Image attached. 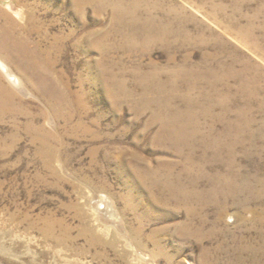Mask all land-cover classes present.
Wrapping results in <instances>:
<instances>
[{
    "label": "rangeland",
    "instance_id": "rangeland-1",
    "mask_svg": "<svg viewBox=\"0 0 264 264\" xmlns=\"http://www.w3.org/2000/svg\"><path fill=\"white\" fill-rule=\"evenodd\" d=\"M145 1L185 15L189 38L159 41L154 27L127 43L108 9L0 0V61L20 80L0 74L14 93L0 108V264H264V53L232 26L264 47V0ZM220 2L231 22L214 18ZM22 37L49 62L44 94L26 82ZM173 68L191 72L160 86ZM169 97L201 127L190 148L156 140Z\"/></svg>",
    "mask_w": 264,
    "mask_h": 264
},
{
    "label": "bare ground",
    "instance_id": "bare-ground-1",
    "mask_svg": "<svg viewBox=\"0 0 264 264\" xmlns=\"http://www.w3.org/2000/svg\"><path fill=\"white\" fill-rule=\"evenodd\" d=\"M109 0H70V4L72 5L73 11L74 13H77L78 11L81 12L83 10L84 7L88 6V5H95V10H103V9H108L110 10V14H111V24L114 26L115 24H119L123 23L121 26L123 28V30H121L120 34L121 36L124 37V40L129 43L133 38H138L139 36H143L144 38H147V36H149V33L153 30V28L155 27L154 30V35L153 37L156 38L159 41H163L167 35L175 37V38H179L181 37V39L184 41L187 40V38H189L187 36V34L185 33L186 31V21L185 19V15L184 18H179L178 13L176 12L175 9H171V11L169 10V12L164 13L163 16L157 15L159 11L155 10V8L157 9V5H150L148 3H146L145 0H121L123 2H125L127 5L124 6L123 8H119L118 6L122 5L120 3H110L108 2ZM111 1V0H110ZM141 1V3H143L146 6V14L144 17H142L143 19H141L139 16V14H142V11L140 12V8L141 6L139 5V2ZM215 5V4H214ZM233 7L238 8V2L233 1ZM216 7L214 8L215 11H217V16H215V14L212 13L213 16H215L214 18L216 20H219L220 22H231V17H227L226 15V9L227 6L224 5L223 3H218L217 5H215ZM116 8V9H115ZM183 9V8H182ZM213 7H212V11H214ZM115 10V11H114ZM264 10V4L262 6V11ZM173 11V12H172ZM236 10H234L235 12ZM19 11L17 10L16 13H18ZM166 12V11H165ZM144 14V13H143ZM180 14V13H179ZM216 17H220V19L216 18ZM247 20V17H244ZM241 19V18H240ZM248 22H251L250 20H248ZM251 24V23H250ZM135 25V26H134ZM172 25V29H169V26ZM228 25V24H227ZM232 25V24H231ZM253 25V24H252ZM119 26V25H118ZM237 29H235L233 31L235 38L237 40H239L240 42L243 43H250L252 45V47L257 51V52H263L264 53V47H259L256 43V41L254 40V37L251 33L245 32L242 29L239 28V25L236 22H234V25ZM231 27V26H230ZM2 28V27H1ZM135 28V30H134ZM5 30L7 32H9V29ZM124 30L130 31L129 32H125ZM231 30V29H228ZM12 31V30H11ZM111 31L114 32L113 28L111 29ZM90 33V31H89ZM110 33V32H109ZM198 33V32H197ZM191 35V34H190ZM91 37V36H90ZM102 37V36H101ZM201 37V36H200ZM264 37V36H263ZM96 38V37H95ZM131 38V39H130ZM202 38V37H201ZM220 38V37H218ZM27 39V38H26ZM141 39V38H140ZM180 39V40H181ZM177 41V40H176ZM158 42V41H157ZM178 42V41H177ZM53 48L56 50H60L61 48V39L60 37H55L54 36V42H53ZM88 44L86 45L87 48L86 50L92 49V44H96V40H91L87 42ZM153 43V42H152ZM166 43V42H165ZM26 44V40L24 37L19 38L17 45L21 46L23 52V55L20 59V64H22L24 70L30 74V77L26 79V82L28 83L29 86L34 87L35 89H37L38 91H40L41 89V94H44V88L45 86H48L49 89L52 90L53 84L49 83L48 81V76H46L45 74H48L49 71V62L47 63L46 60L44 61V50H40L39 46L38 49L34 50V49H26L23 45ZM147 45V44H146ZM154 45V44H153ZM164 45V44H161ZM15 46V45H14ZM209 54V53H208ZM206 58V57H205ZM187 59V58H186ZM203 60V59H202ZM207 60V59H206ZM222 63V62H220ZM224 64V63H223ZM187 65V64H185ZM205 65V64H204ZM216 65V64H215ZM214 66V65H213ZM0 74H2V71H4L6 74H8L9 77H13L12 74L8 73V70L5 66V64H3L0 61ZM200 68V66H199ZM222 68V67H221ZM227 68V67H226ZM182 69V68H181ZM209 69V68H208ZM230 69V68H229ZM194 70V69H193ZM171 71V72H170ZM168 71V75H170V77H168L167 82H165L164 84L160 83V86H164L167 83H174L175 81L178 80L180 73L182 72H191L189 70H185L184 68L182 69V71L179 68H173V70ZM222 71V70H220ZM227 71V70H226ZM255 71V70H254ZM208 72H211L210 70ZM187 73V72H186ZM199 73V71H198ZM89 74V73H88ZM155 73H150V74H144L143 76H139V82H143L149 79V77H153ZM195 74V73H194ZM212 74V73H211ZM206 75V74H205ZM210 75V74H209ZM156 76V75H155ZM211 76V75H210ZM225 77V76H224ZM246 77V76H245ZM111 78V77H110ZM236 78V77H234ZM192 79V78H191ZM250 78H245L243 81L247 82ZM255 78H253L254 80ZM11 81V79H9ZM37 81H40L43 86L40 88L37 86V84L35 83ZM51 80V79H50ZM115 79H113L114 81ZM206 80V79H205ZM256 80V79H255ZM15 81V82H14ZM19 79L16 77H13L12 79V84L14 83H19ZM110 81V79H109ZM191 81V80H190ZM108 82V81H107ZM149 82V81H148ZM214 82V81H213ZM219 82V80H218ZM227 83V80L225 81ZM252 83V82H251ZM108 84V83H107ZM148 84V83H147ZM189 87L188 89L191 90L193 88H195V83H188ZM210 84L212 85V81L210 82ZM216 84V83H215ZM249 84V83H248ZM19 85V84H18ZM116 85H118L119 87V91L122 90V86L121 84H119V82H116ZM210 85V86H211ZM245 85V84H244ZM2 86V84L0 85ZM67 86V85H66ZM115 86V85H114ZM150 86V85H149ZM159 86V85H158ZM247 88V87H246ZM108 93L111 92V90L107 87L106 88ZM229 89V88H228ZM227 89V90H228ZM244 89V87H243ZM68 90V89H67ZM177 90V89H176ZM230 90V89H229ZM64 91V90H63ZM161 91V90H160ZM48 92V91H47ZM259 92V91H258ZM50 94L53 93V97H55L57 105L60 106L61 104H64V99H65V95L63 92L61 91H56L55 93L53 91L49 92ZM169 93V92H168ZM226 93V92H225ZM66 94V93H65ZM14 95V93L8 89H6L4 86L2 88H0V108L4 107L2 106L3 103L7 104L8 101L10 100V98ZM69 96V94H68ZM174 96V95H173ZM248 97V96H247ZM245 98V97H244ZM172 97L167 98V100L164 101H160L157 102V107L162 108V112H166L165 114H159V113H154L153 114V118L156 120V122H158L160 125L159 131H158V135L156 140L158 141V143H167V142H176L178 144L177 149H181L184 146L189 147L191 146L193 140H194V134H196V132H198V130H200V126L198 124L197 121H195L194 119V115L186 113L182 114L177 112L176 110L173 111L170 103H172L173 100H171ZM243 99V98H242ZM246 99V98H245ZM248 99V98H247ZM244 100V99H243ZM259 100V99H258ZM260 101V100H259ZM146 102V101H144ZM156 102V101H155ZM154 102V103H155ZM249 103V102H248ZM188 104V103H187ZM262 104V103H261ZM264 104V103H263ZM172 105V104H171ZM188 106V105H187ZM246 107V106H245ZM244 107V108H245ZM248 109V108H247ZM189 114V115H188ZM191 116V117H190ZM236 117H238V119H236L237 123L235 124L234 127H238V125L241 124L242 120L240 119V117H242L241 111H237L236 112ZM151 120V119H150ZM207 120V119H206ZM154 121V120H153ZM237 125V126H236ZM243 125V124H242ZM244 126V125H243ZM206 129H208V134L214 132V127L213 125L211 126H206ZM156 130V129H155ZM228 128L225 129V132H227ZM224 137V136H223ZM238 139V138H237ZM201 140V139H200ZM216 142V141H215ZM207 148V147H206ZM228 148V147H227ZM230 152V151H229ZM231 155V154H230ZM233 159V158H232ZM189 161V160H188ZM229 164V163H228ZM190 162L189 164L184 166L183 171H189L192 167L190 166ZM227 167V166H226ZM173 168V167H172ZM172 171V170H171ZM169 177L171 176V174H168ZM177 177V176H176ZM170 179V178H169ZM224 179V178H223ZM177 180H179V178L177 177ZM180 181V180H179ZM168 183V182H167ZM263 184V183H262ZM177 190L173 191V193H175V195L177 194H182L185 195V198L188 197V195L185 194L183 188L184 186H180L178 185V187H176ZM173 190V189H172ZM189 192V191H188ZM250 194H252L251 192H249ZM254 195V194H253ZM252 195V196H253ZM109 217L111 215H108ZM113 216V215H112ZM182 227V226H181ZM182 230V229H181ZM121 233V232H120ZM101 234V233H100ZM119 234V233H118ZM61 235V234H60ZM92 239V238H91Z\"/></svg>",
    "mask_w": 264,
    "mask_h": 264
}]
</instances>
